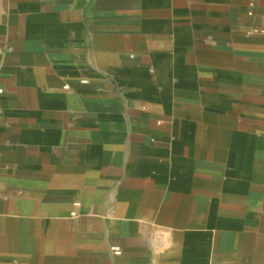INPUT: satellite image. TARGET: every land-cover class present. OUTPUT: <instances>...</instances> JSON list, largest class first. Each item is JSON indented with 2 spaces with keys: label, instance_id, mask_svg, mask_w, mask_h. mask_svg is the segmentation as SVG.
I'll return each mask as SVG.
<instances>
[{
  "label": "crops",
  "instance_id": "crops-1",
  "mask_svg": "<svg viewBox=\"0 0 264 264\" xmlns=\"http://www.w3.org/2000/svg\"><path fill=\"white\" fill-rule=\"evenodd\" d=\"M0 85V264H264V0H0Z\"/></svg>",
  "mask_w": 264,
  "mask_h": 264
},
{
  "label": "built area",
  "instance_id": "built-area-1",
  "mask_svg": "<svg viewBox=\"0 0 264 264\" xmlns=\"http://www.w3.org/2000/svg\"><path fill=\"white\" fill-rule=\"evenodd\" d=\"M4 94V88L2 85H0V96H2ZM112 253L115 256H121L122 255V250L120 247H113L112 248Z\"/></svg>",
  "mask_w": 264,
  "mask_h": 264
}]
</instances>
